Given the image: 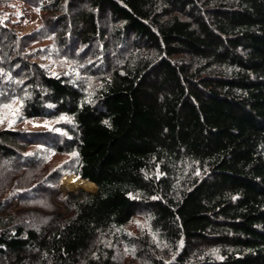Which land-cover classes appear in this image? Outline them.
<instances>
[{"label":"trees","instance_id":"trees-1","mask_svg":"<svg viewBox=\"0 0 264 264\" xmlns=\"http://www.w3.org/2000/svg\"><path fill=\"white\" fill-rule=\"evenodd\" d=\"M15 100L0 264H264V0H0Z\"/></svg>","mask_w":264,"mask_h":264},{"label":"rangeland","instance_id":"rangeland-1","mask_svg":"<svg viewBox=\"0 0 264 264\" xmlns=\"http://www.w3.org/2000/svg\"><path fill=\"white\" fill-rule=\"evenodd\" d=\"M22 7H24L23 4H22ZM22 7L21 6L18 7L19 11L23 12L24 14L21 20V24L18 25L17 27L19 31L24 33V32H31L37 29L41 25L40 7H31V6H27L26 8H22ZM47 63L49 64L51 63V61H45V64ZM52 69L54 70V65L52 66ZM6 105L10 107H5ZM19 108H20V102L17 100L0 107V117L2 121L4 122V124L10 127L25 128L29 130H45V129L52 128L56 122L55 120H48L45 118L29 119V120L20 122L19 117H18ZM64 159H66V157L59 156L56 158V161L60 162V161H63ZM77 178H80V177H77ZM62 181L60 182V188L63 191V193H67L73 190L70 188L63 187ZM148 223L149 221L147 217H145L144 215H139L127 227L129 231L135 233L143 229L144 227L149 228Z\"/></svg>","mask_w":264,"mask_h":264},{"label":"bare ground","instance_id":"bare-ground-1","mask_svg":"<svg viewBox=\"0 0 264 264\" xmlns=\"http://www.w3.org/2000/svg\"><path fill=\"white\" fill-rule=\"evenodd\" d=\"M75 181V182H74ZM62 186L65 188L75 189L78 187H83L87 190H96L97 186L88 180H82L75 177L74 175L67 176L62 181Z\"/></svg>","mask_w":264,"mask_h":264},{"label":"water","instance_id":"water-1","mask_svg":"<svg viewBox=\"0 0 264 264\" xmlns=\"http://www.w3.org/2000/svg\"><path fill=\"white\" fill-rule=\"evenodd\" d=\"M87 180H89V179H87ZM89 181H91V180H89ZM92 182V181H91ZM96 184V183H95ZM79 188H83V187H78V188H75V189H73V190H77V189H79ZM83 189H85V188H83ZM85 190H87V189H85ZM96 190H97V188H96ZM96 190H87V191H90V192H94V191H96Z\"/></svg>","mask_w":264,"mask_h":264},{"label":"snow or ice","instance_id":"snow-or-ice-1","mask_svg":"<svg viewBox=\"0 0 264 264\" xmlns=\"http://www.w3.org/2000/svg\"><path fill=\"white\" fill-rule=\"evenodd\" d=\"M5 107H10V106L6 105ZM17 111H18V110H17ZM62 119H66V118L62 117ZM0 122H2V121H0ZM12 122H14V121H12ZM105 123L107 124V121H105ZM74 182H75V181H74ZM154 199H155V197H154Z\"/></svg>","mask_w":264,"mask_h":264}]
</instances>
